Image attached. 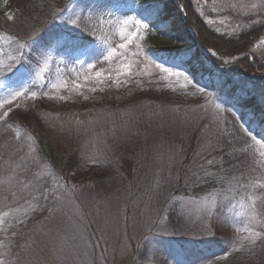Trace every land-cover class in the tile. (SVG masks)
Here are the masks:
<instances>
[{
    "label": "rangeland",
    "instance_id": "1",
    "mask_svg": "<svg viewBox=\"0 0 264 264\" xmlns=\"http://www.w3.org/2000/svg\"><path fill=\"white\" fill-rule=\"evenodd\" d=\"M0 1V264H264V136L222 93L264 104V36L213 86L156 0ZM190 1L219 35L264 24Z\"/></svg>",
    "mask_w": 264,
    "mask_h": 264
},
{
    "label": "trees",
    "instance_id": "2",
    "mask_svg": "<svg viewBox=\"0 0 264 264\" xmlns=\"http://www.w3.org/2000/svg\"><path fill=\"white\" fill-rule=\"evenodd\" d=\"M11 8H20L23 5L35 3H48L49 0H7ZM141 1V0H140ZM146 1V0H144ZM158 8L156 13L159 17L165 20L170 28L171 39L177 45V49L163 51L168 57L184 61L189 65L193 72L196 68L204 71L205 74L210 75L211 84L213 86H220V81L216 79V73L228 67L222 63L224 59L238 58V63L244 66L246 70L256 69V62L250 61L247 53L254 42L264 36V24L242 33L237 38H229L224 35H219L211 30L202 16L199 15L193 8L190 0H156ZM0 1V6H1ZM1 13V11H0ZM1 15V14H0ZM187 47L186 49H182ZM209 50L216 56L215 62L213 57L206 56L205 52L201 50ZM261 67V66H260ZM229 75L232 72L228 73ZM233 75V74H232ZM230 84L222 88L223 94H228L234 104L237 106H245L249 113L254 115L253 122L259 125V130H255L257 135L264 136V104L260 103L256 94L241 89L232 83L224 76ZM223 77V78H224ZM222 78V79H223ZM218 86V87H219Z\"/></svg>",
    "mask_w": 264,
    "mask_h": 264
},
{
    "label": "snow or ice",
    "instance_id": "3",
    "mask_svg": "<svg viewBox=\"0 0 264 264\" xmlns=\"http://www.w3.org/2000/svg\"><path fill=\"white\" fill-rule=\"evenodd\" d=\"M124 23H125V24H127V23H128V21H127V20H125V21H124ZM137 23H139V22L137 21ZM122 47H123V45H122ZM2 118H3V117H0V119H2Z\"/></svg>",
    "mask_w": 264,
    "mask_h": 264
}]
</instances>
